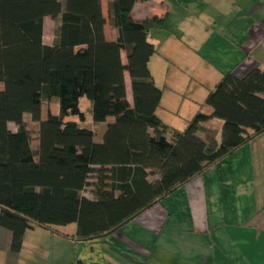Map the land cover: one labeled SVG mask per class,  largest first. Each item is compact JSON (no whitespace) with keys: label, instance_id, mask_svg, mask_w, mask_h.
I'll list each match as a JSON object with an SVG mask.
<instances>
[{"label":"trees","instance_id":"trees-1","mask_svg":"<svg viewBox=\"0 0 264 264\" xmlns=\"http://www.w3.org/2000/svg\"><path fill=\"white\" fill-rule=\"evenodd\" d=\"M137 1L108 0L107 39L101 0H0V228L13 253L35 226L105 236L264 132L260 67L223 73L184 129L159 117L148 34L165 17H134ZM71 223L72 234L60 228Z\"/></svg>","mask_w":264,"mask_h":264},{"label":"crops","instance_id":"crops-1","mask_svg":"<svg viewBox=\"0 0 264 264\" xmlns=\"http://www.w3.org/2000/svg\"><path fill=\"white\" fill-rule=\"evenodd\" d=\"M132 12L165 17L148 34L165 123L160 109L186 111L192 102L193 114L223 73L264 69V0H146ZM125 85L132 101L128 73ZM10 239L0 228V264H264V132L105 236L75 240L35 226L17 253Z\"/></svg>","mask_w":264,"mask_h":264},{"label":"rangeland","instance_id":"rangeland-1","mask_svg":"<svg viewBox=\"0 0 264 264\" xmlns=\"http://www.w3.org/2000/svg\"><path fill=\"white\" fill-rule=\"evenodd\" d=\"M54 29H55L54 20H52L50 17H47L44 20V23H43V41L45 43H51L52 42ZM2 86H3L2 83H0V89L2 88ZM165 93L169 94L171 98L173 97V93L172 92H165ZM200 95H201V93H200ZM177 98H178V96L176 95V99ZM186 102H189V101L188 100H184V104L182 105L181 108H184L186 106V104H187ZM192 104H193L192 102H189L187 104L186 111L180 110L179 112H175V110L174 111L170 110V112H169L167 110L163 111V109H160V112L162 111L161 115H162V117H164L163 119L168 121L167 123H171L169 121H172V122L175 121V123H176L175 124L176 125L175 128L184 129V127H186V124H187V119H189L191 117V115H192L191 114L192 112H189V109L192 107ZM88 105H89L88 104V99L86 101V98L82 97L81 98V109H82V111L85 114L84 123L93 125L92 124L91 113H90V111H88ZM51 106H53V104H51ZM188 113H190V114H188ZM24 119L28 123V127L30 129L36 130L37 125H36V123L34 121L31 120V118H30V116L28 114L24 115ZM65 119H71V120H76V121L79 120L78 117H76V116L66 117ZM9 126H10L11 129H15V126H14L13 123H9ZM170 126H171V124H170ZM60 228L62 230H64V231L70 232V231H72L75 228V224L71 223V224H68V225H65V226H61ZM29 255H30V252L26 253L25 257L27 258V256H29Z\"/></svg>","mask_w":264,"mask_h":264}]
</instances>
